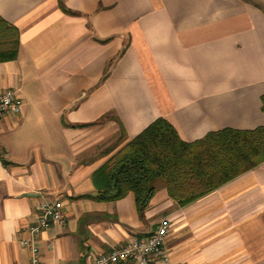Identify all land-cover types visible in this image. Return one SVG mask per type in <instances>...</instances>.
<instances>
[{
    "label": "crops",
    "instance_id": "crops-1",
    "mask_svg": "<svg viewBox=\"0 0 264 264\" xmlns=\"http://www.w3.org/2000/svg\"><path fill=\"white\" fill-rule=\"evenodd\" d=\"M6 90L23 105L0 120V264H85L161 220L170 264H264V162L182 207L157 181L141 216L92 180L158 118L187 143L264 127V0H0Z\"/></svg>",
    "mask_w": 264,
    "mask_h": 264
},
{
    "label": "trees",
    "instance_id": "trees-1",
    "mask_svg": "<svg viewBox=\"0 0 264 264\" xmlns=\"http://www.w3.org/2000/svg\"><path fill=\"white\" fill-rule=\"evenodd\" d=\"M262 162L264 127L221 130L187 143L158 118L95 170L94 199L113 202L132 193L141 216L161 181L168 197L182 207Z\"/></svg>",
    "mask_w": 264,
    "mask_h": 264
},
{
    "label": "built area",
    "instance_id": "built-area-1",
    "mask_svg": "<svg viewBox=\"0 0 264 264\" xmlns=\"http://www.w3.org/2000/svg\"><path fill=\"white\" fill-rule=\"evenodd\" d=\"M22 99L16 90L0 93V120L4 116H18L22 111ZM1 159V155H0ZM62 204L59 201L43 202L38 207L35 224L28 229V238L20 245L28 247L33 254V236L40 230L48 229L54 224H63ZM168 234V223L161 220L155 230L144 239L133 238L120 248L108 254L89 252L84 256L85 264H118L133 262L134 264H170L164 244ZM36 263L35 258L33 264Z\"/></svg>",
    "mask_w": 264,
    "mask_h": 264
}]
</instances>
